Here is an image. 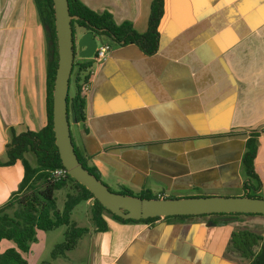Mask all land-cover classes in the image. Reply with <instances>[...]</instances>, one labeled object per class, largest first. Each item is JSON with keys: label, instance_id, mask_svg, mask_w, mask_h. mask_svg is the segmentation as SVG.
<instances>
[{"label": "crops", "instance_id": "crops-1", "mask_svg": "<svg viewBox=\"0 0 264 264\" xmlns=\"http://www.w3.org/2000/svg\"><path fill=\"white\" fill-rule=\"evenodd\" d=\"M80 1L110 13L118 25L129 22L139 34L147 32L152 0ZM86 33L78 28L77 40ZM100 39L111 42L112 53L83 72L90 81L82 93L85 121L72 118L70 129L110 189L136 197H242V159L257 131L264 195V0H165L160 48L152 57L135 45ZM47 69L34 0H0V163L8 161L12 132L46 126ZM23 178L21 162L0 167V207ZM83 203L90 220L81 227L72 217ZM77 207L71 222L89 231L68 253L82 247L86 264H246L232 245L234 221L121 222L106 215L108 228L99 231L93 201Z\"/></svg>", "mask_w": 264, "mask_h": 264}, {"label": "trees", "instance_id": "trees-1", "mask_svg": "<svg viewBox=\"0 0 264 264\" xmlns=\"http://www.w3.org/2000/svg\"><path fill=\"white\" fill-rule=\"evenodd\" d=\"M69 10L72 17L71 26L74 39L78 28H84L92 32L95 37H107L111 41L122 46L135 45L147 57L156 55L160 48V25L165 14V0H152L151 12L147 32L139 34L134 26L125 22L116 24L113 16L108 13H98L80 0H68ZM36 9L44 28L48 48V69H47V124L39 132L28 131L22 134L12 132V139L7 146L8 161L0 163L1 166H13L21 162L24 166V178L18 191L2 207H0V264H27L24 254L30 251V245L36 241L37 231H53L66 226V241L57 245L53 251L56 257L58 252L72 250L77 241L86 234L87 228H77L71 222L74 209L84 201H93L92 221L99 231L107 230L106 215L121 222H133L124 220L101 205L94 195L83 185L68 176L65 179H55L53 174L63 169L59 150L56 145L55 132L53 127V92L56 73L59 64L58 39L56 30V19L54 0H34ZM74 62L70 79V86H76L74 95L70 94L68 102V119L73 118L78 123L85 121V97L82 94L83 84L89 81V77L82 74L91 68V59H79L74 44ZM259 132H251L246 144V152L242 162L246 171V180L243 183V196L249 198H261V181L256 171V158L258 155ZM73 141V140H72ZM74 144V143H73ZM78 160L92 175L102 181L99 171L90 164V158L84 155L74 144ZM33 153L36 157L37 166L33 167L25 158L26 154ZM74 185L76 193L68 195L64 208L60 211L57 207L55 192L66 187L68 183ZM103 182V181H102ZM104 183V182H103ZM111 190V189H110ZM123 195L134 196V194L123 189L118 192ZM140 198L158 199L150 193L139 195ZM14 209L10 215L7 211ZM202 216H216L225 218L228 221H236L241 216H263L253 214H210ZM178 218L193 216H175ZM170 218V217H168ZM161 218H150L139 220V222L153 223ZM263 238L249 230H238L232 233L233 248L249 264H264V246L259 253L255 252ZM13 243L5 249L3 243Z\"/></svg>", "mask_w": 264, "mask_h": 264}, {"label": "water", "instance_id": "water-1", "mask_svg": "<svg viewBox=\"0 0 264 264\" xmlns=\"http://www.w3.org/2000/svg\"><path fill=\"white\" fill-rule=\"evenodd\" d=\"M59 64L53 92V127L60 158L69 176L89 190L103 207L124 220H147L175 216L210 214H253L264 216V198L190 197L146 199L113 192L84 168L75 153L68 119L70 79L74 62V44L68 0H54ZM81 59H92L97 38L87 32L77 40Z\"/></svg>", "mask_w": 264, "mask_h": 264}, {"label": "rangeland", "instance_id": "rangeland-1", "mask_svg": "<svg viewBox=\"0 0 264 264\" xmlns=\"http://www.w3.org/2000/svg\"><path fill=\"white\" fill-rule=\"evenodd\" d=\"M78 32V29H77ZM76 32V34H77ZM76 40V52L78 54V47H77V37ZM106 39H100L98 38V43H102ZM111 44V42H108ZM76 92V86L75 84L71 83L70 86V94L74 95ZM27 158L32 162L33 165L37 166L36 157L33 153H28ZM112 191H116L114 187L111 188ZM76 193L74 185L72 183H68L65 188L61 189L60 191L55 192L54 196L56 198V202L58 204V207L60 210L63 209L64 202L67 199L68 195H74ZM261 198L264 197L263 194H259ZM88 207L85 206L83 203L77 209H75L73 213L72 220L75 223H79L81 227L86 226L89 224V213H85V209ZM14 209H9L7 212L12 215ZM236 230H249L252 232H255L259 234L263 240L260 241L259 245L255 247V252L259 253L261 248L264 246V217L263 216H241L238 217L235 221ZM66 231L67 227L63 226L58 229H55L53 231H37L36 235V241L31 243L30 251L26 254H24V258L27 261V264H86L84 253H81L79 249L82 247H79L78 250H76L74 253H68L66 252H58L56 257L53 256V251L57 245H61L65 243L66 241ZM13 246V243H3L1 247L3 249ZM240 256V254H239ZM242 259V257H239ZM242 262H246V264H249V260L242 259Z\"/></svg>", "mask_w": 264, "mask_h": 264}, {"label": "built area", "instance_id": "built-area-1", "mask_svg": "<svg viewBox=\"0 0 264 264\" xmlns=\"http://www.w3.org/2000/svg\"><path fill=\"white\" fill-rule=\"evenodd\" d=\"M111 53H112V46L110 43L108 42H102L100 44L98 43L96 52L91 60L93 61V64H102L108 60ZM89 87H90V81L84 83L82 87V93L84 91H87ZM68 176L69 173L65 168L59 169L53 174V177L55 179H65Z\"/></svg>", "mask_w": 264, "mask_h": 264}]
</instances>
